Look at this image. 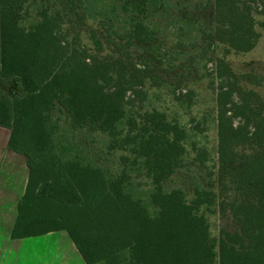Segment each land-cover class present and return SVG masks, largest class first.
Wrapping results in <instances>:
<instances>
[{
	"label": "trees",
	"instance_id": "1",
	"mask_svg": "<svg viewBox=\"0 0 264 264\" xmlns=\"http://www.w3.org/2000/svg\"><path fill=\"white\" fill-rule=\"evenodd\" d=\"M87 2L0 0V128L9 131L7 149L23 156L28 170L11 239L65 233L84 264H264V98L241 93L220 60L214 189L165 191L184 164L190 134L176 119L136 102L153 72L151 60L176 63L168 58L176 53L162 47V34L141 21L161 2L120 6L128 21L119 46L147 54L142 66L101 58L94 32L90 53L78 35L70 38L62 29L78 12L84 21ZM213 2L216 46L225 54L252 51L260 37L256 26L264 27L256 20L264 17V0ZM30 5L35 21L24 27ZM59 115L73 132L106 136L109 150L123 152L121 169L111 171L64 140ZM192 146L194 161L204 166L207 152ZM134 177L149 182L146 198L137 196ZM216 212L229 217L233 232L211 236L207 215Z\"/></svg>",
	"mask_w": 264,
	"mask_h": 264
},
{
	"label": "rangeland",
	"instance_id": "2",
	"mask_svg": "<svg viewBox=\"0 0 264 264\" xmlns=\"http://www.w3.org/2000/svg\"><path fill=\"white\" fill-rule=\"evenodd\" d=\"M160 2L161 6L158 9L148 8L141 21L162 34V47L164 50L166 48L176 53L168 57L176 63L173 62V66H169L167 62L158 64L157 61L151 60V65L154 64L151 67L153 72L144 83V96L136 102L143 110H158L169 118L176 119L190 134L184 164L164 183L163 189L169 192L181 188L188 194L195 185L214 189L211 182L215 177L217 166L215 93L219 84L215 67L220 60L224 61L235 75L236 88L241 93L250 92V97L264 98V27L256 26L260 37L252 51L244 54L232 52L225 54L222 47L216 46L211 35L214 26L213 0H160ZM124 3L126 0H88L89 9L88 14L87 11L85 13V22L79 20V17L83 18V14L78 12L76 16L79 17L71 15V18L66 19L62 29L68 32L70 38L78 35L82 45L90 53L95 51L90 39V32H94L103 44L102 51L98 54L101 58L107 60L121 58L142 66L141 64L144 65L148 60L147 54L135 48L125 51L119 46L128 21V15L120 10V6ZM27 12L22 20L24 27L35 21V6L30 5ZM256 20L263 22L264 17L258 14ZM101 25L108 27L106 32ZM157 55V52L153 54L155 59L159 57ZM177 91L179 93L182 91V97L179 99L175 96ZM57 115L58 113L54 112V116ZM58 127V133L64 140L82 148L90 157H99L102 160L101 164L111 171L118 172L121 169L119 157L123 152L109 150V140L106 136L85 131L73 132L69 129L66 118L62 116ZM7 139L8 131L0 128V182L5 183L10 175L8 174L7 177V173L17 169L10 161L9 155L16 154L7 151ZM192 144L196 149L204 148L207 152L208 159L204 166L194 161L195 149L192 150ZM18 171L23 175L25 168L18 167ZM133 181V189L137 196L144 199V194L150 188L149 182L142 177H134ZM1 187L2 195H12L7 186ZM15 216L16 210L12 205L0 200V219L14 220ZM207 220L212 237H217L221 229L229 232L235 230L229 217L218 212L207 215ZM59 234L67 237L65 233Z\"/></svg>",
	"mask_w": 264,
	"mask_h": 264
},
{
	"label": "crops",
	"instance_id": "3",
	"mask_svg": "<svg viewBox=\"0 0 264 264\" xmlns=\"http://www.w3.org/2000/svg\"><path fill=\"white\" fill-rule=\"evenodd\" d=\"M7 151L11 152L8 149ZM9 156L11 157L10 161L17 169L7 173V177L10 174L8 180L6 183L0 182V188L7 186L12 195L0 193V200L9 202L16 210L26 186L28 170L26 159L23 156L17 154ZM18 167L25 168L23 175L19 173ZM13 222L12 219H0V264H84L72 242L70 241V243V239L68 240L65 235L50 233L36 238L12 240L10 234Z\"/></svg>",
	"mask_w": 264,
	"mask_h": 264
}]
</instances>
